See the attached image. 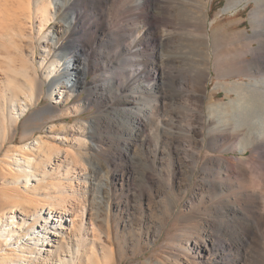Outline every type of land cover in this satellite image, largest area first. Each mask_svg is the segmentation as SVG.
<instances>
[{
    "label": "bare ground",
    "instance_id": "1",
    "mask_svg": "<svg viewBox=\"0 0 264 264\" xmlns=\"http://www.w3.org/2000/svg\"><path fill=\"white\" fill-rule=\"evenodd\" d=\"M211 1L137 0L131 14L135 20H139L141 34L131 38L132 34L128 36L124 30L119 32L115 26V18H110V12L116 9H113L116 0H0V39L3 38L4 32L6 34L4 28H12L11 26L16 27V30L23 34L27 25L31 23L32 27V18L35 17L39 40L46 43L42 49L45 53L40 57L43 58L40 67L45 77L38 85L43 91L44 86L48 87L47 96L55 104L61 103L70 90L80 86L85 87L89 74L94 75L92 81L90 83L88 81L89 88H95L100 93L116 88L115 97L119 104L115 105V109L122 113L131 112L133 117H131L132 122L130 121L132 127H128V139L124 145L127 150L131 148L132 141L138 138L137 132L147 126V112L145 107L140 106L139 101L143 97L130 96L131 93L123 94L122 89L135 87L136 94H140L142 87H145L153 92L158 87L166 86L168 79H177L182 74L180 67L187 64L188 52L191 50V44L186 45L190 47L188 52L182 50L184 42L181 37L184 31L187 35H193L194 37H191L195 38V41L197 40L203 57L201 73L193 78L195 85L201 88V96L195 98L199 100L206 95V89L202 86L204 77L211 73L209 65L211 52L207 48L210 37L206 30ZM250 1L228 0L225 9L233 11L241 5H249ZM253 1L258 6L251 13L253 34L243 32V37L247 40V44L245 43L247 50L241 49L242 53L240 52L238 58L225 63L223 71L225 75L249 74L254 80L239 82L227 88L230 101L213 104L212 108L210 107L217 119L214 118L213 125L209 121L208 130H205L206 123L202 121L199 113L192 116L188 136L189 145L194 149L188 151L189 153L183 154L178 150L181 141L175 128H166L162 122L164 117L163 120H159L162 134L159 141L154 144V150L150 148L153 159L148 156L146 161L151 165L159 166L160 158L163 163L160 169L166 171L168 168L166 169L164 161L171 157L172 178H175L186 166L190 168L192 174L198 168L209 173L212 170L208 165L215 166L213 172L216 178L213 181L210 179L204 181L220 192L218 198L221 204L217 208V213L222 218L212 219L211 216L191 214L190 218L197 220L199 235L203 234L204 238L190 239L186 252H168L158 264H264V69L262 68L264 66V0ZM118 9L120 11V8ZM119 19L117 17L116 21ZM51 21L56 24L53 29L46 32L45 27ZM179 29L184 30L181 37ZM91 31L95 33L93 40L87 39ZM73 35H77L75 39L69 38ZM125 35L127 39H131L127 40ZM106 37L117 41L113 53L99 48L100 42ZM191 37L190 39L193 40ZM66 38L68 41L64 42ZM124 52L131 56L134 63L140 62L139 67L133 66L134 69L131 68L130 73L128 71L130 76L125 81L118 75L115 66L107 68L109 61L119 59ZM248 53L253 58H248ZM3 65L0 62V141L4 142L13 138L19 120L34 104L37 82L30 75L21 81L16 76L17 71L14 70L15 74H8V69ZM31 68L37 71L36 67ZM252 69L260 70V80L257 79L258 75L251 74ZM143 73L153 76L157 81L159 80V83L151 80L142 83L140 79ZM4 86H8V92L5 91ZM172 98L176 96L165 94L163 101L166 103ZM167 117L173 123L180 118V114H176L175 111ZM99 134L101 133L97 130V123L92 120L84 135L85 137L88 135L91 142L97 146ZM40 136L27 139L22 144H12L13 147L10 148L13 150L12 153L5 155L9 160L3 159L15 173L9 183L20 192L18 198H21L23 203L20 208L12 206L0 213V264H73L75 261L73 256L85 258L80 264L110 263L108 258L112 259L110 252L113 251L112 247L109 251L110 248L106 247V243H102L101 253L92 242H89L87 247L86 244L84 245L85 238L79 233L81 230L76 222L79 215L68 218L67 223L65 219V215L71 212L67 202L72 195L77 194V191L67 194L63 189L71 187L75 180L79 183H88L92 174L90 175V172L84 168L74 176L72 172L77 168L76 159L70 162L68 158L63 160L58 148H54L55 154L50 156L47 143ZM141 142L143 146L150 147V136H143ZM249 147L253 148V153L246 160L224 154L229 151L246 154ZM202 148L223 153L203 160ZM123 155L124 152H120V156ZM62 165L65 169L60 171ZM146 175L149 180L152 179L150 174ZM224 177L228 180L238 178L242 180V185L239 183V189L235 190L234 184L227 185L229 181L226 182ZM58 186H61V189L55 192ZM83 193L84 199L91 194V202L95 203L91 206V216L97 221L100 220L98 203L95 201L97 198L92 193V189L89 190L87 186ZM37 196L41 197V200L45 199L46 202H43L42 206L28 208L35 203ZM107 205L111 207L110 202ZM98 232L95 238L98 237L100 240ZM67 239H71L72 243L67 242ZM84 246L87 251L83 250ZM65 248L67 254L64 252Z\"/></svg>",
    "mask_w": 264,
    "mask_h": 264
},
{
    "label": "rangeland",
    "instance_id": "2",
    "mask_svg": "<svg viewBox=\"0 0 264 264\" xmlns=\"http://www.w3.org/2000/svg\"><path fill=\"white\" fill-rule=\"evenodd\" d=\"M136 1L116 0V6L113 7V9H116L110 12V18H115L117 30L119 29V32L124 30L128 36L132 34L131 38L141 34L139 20H135L131 14V10L136 6ZM227 3L228 0L211 1L206 29L210 37L207 48L211 52L209 61L211 73L204 77L202 86V88L206 89L204 97L202 96L199 100L195 98L201 96V88L193 82V78L201 73L200 68L203 65L199 44L196 42L197 40L195 41L193 35H187V32L185 33L182 29L178 31H180V37L183 34L181 37L184 42L183 52L189 51L190 47L186 45L191 44L190 52L187 51V57H189L186 60L187 64L180 67L182 74L177 79H168L166 86L158 87L153 92L142 87L140 95L139 93L136 94L137 89L135 87L122 89L123 94L129 95L131 93L130 96L143 97L144 100L142 98L139 101L140 106L145 107L147 112V126L137 132L138 138L132 141L131 148L127 150L124 145L128 139V127H132V115L131 112L122 113L115 109V105L119 104L115 97L117 96L116 88L105 90L102 93L95 88H89V83L94 77L93 74H89L85 87L80 86L75 90H70L63 97L61 103H52L51 98L47 96L48 87L44 86L43 91L38 85L41 84L45 77V73L41 71L40 67L43 58L40 57H43L45 53L42 49L46 43L39 40L36 18H32V27L31 23H28L30 26L27 25V27L29 26L28 28L30 29L26 27L23 34L13 26H11L12 28H4L6 34L4 32L3 38L0 39V62L3 65L5 60L3 66L8 69L9 73L5 69L8 74H15L14 70L17 71L18 74L16 76L21 81L26 79L27 75H30L32 78L34 77L37 85L34 104L26 115L19 120L13 138L4 142L0 141V213L5 208L12 206L20 208L23 203L22 199L18 198L20 197V192L16 191L14 185L9 183L15 173L3 159L9 160L6 156L12 153L13 150L10 149L13 147L12 144H22L27 139L41 135L40 137L47 143V151L50 156L55 154L54 148H58L59 155L63 160L68 158V162H70L72 159H76L77 168L72 172L74 176L81 170L83 171L84 168L90 172V175L92 174L88 183H79L77 180H73L71 187L63 189V192L67 194H73L72 191H77V194L72 195L69 198L70 201L67 202L68 209L71 212L65 215V219L67 223L68 218L79 215L76 222L81 230L79 233L85 238L84 245L86 244L87 246L89 242H92L100 253L102 252V243H106V247L110 248H107L109 251L112 247L113 251H110L112 252V259L111 257L108 258L110 261L108 264H158L168 252H186L190 239L202 240L204 235L202 233V235H199L197 220H193L194 218H190V216H211L210 218L212 219L222 218L217 213V208L221 204L220 198H218L220 192L213 185L204 181V179L213 181L216 178L213 172L215 166L208 165L210 170H212L209 173L198 168L194 174L186 166L175 178H172L170 170L172 171L173 160L171 157L164 161L166 169L168 168L166 171L160 169V166L163 165L160 158L158 159L160 161L159 166L156 164H154L155 166L151 165L146 160L148 156H150L151 160L153 159V152L151 151L154 150V144L161 137L162 127L160 121L163 120V117L164 120L162 122H164L166 128L171 129L173 127L177 131L179 141H181L178 144V148L180 147L178 150L183 154L184 152L189 153L190 150L194 149L189 145L188 136L191 119H193L192 116L199 113L198 115L201 116L202 121L206 123L204 125L205 130H208L209 121L213 125L214 118H216L215 112H212L211 109L213 104L230 101L227 88L233 87L239 82L246 83L254 80L252 75L249 74L225 75L223 66L225 63L238 58L242 50H247V40L244 39L243 32L246 31L253 34L251 13L254 8L258 7L257 3L251 0L249 5H241L233 11L225 9ZM117 6H119L120 11ZM121 8H124V11ZM117 17L120 18L119 21H116ZM55 24L54 21H51L45 27V31L49 32ZM94 34V31H91L87 39L93 40ZM43 35L44 33L42 37ZM75 36L77 35L69 38L75 39ZM121 38L123 39V37ZM131 38L127 39L126 36L127 40ZM67 41L68 39L66 38L64 42ZM116 43L117 41L106 37L103 42H100L99 48L101 47L100 49L113 53L116 50ZM196 45L198 46L195 47ZM33 49L34 51H32ZM249 53L247 57L253 58ZM136 62L134 63L131 56L124 52L119 56V59L113 62L109 61L107 68L110 69L115 66L116 70H118V75L124 78L123 80L125 81L130 76V69L139 67L140 62ZM33 66L36 67L37 71L35 68H31ZM262 68L264 69V66ZM258 70L252 69L251 74L258 75L257 79L260 80V70ZM142 75L143 78L141 77L140 79L142 83L146 80L157 81L147 73ZM157 82L159 83V80ZM3 88L8 92V86ZM165 94L176 96V98H172L173 100L168 99L164 103L163 96ZM175 111L176 114H180V118L173 121V123L175 122L173 124L168 120L169 117L167 116L175 113ZM92 120L97 123V130L101 133L98 135V141H96L97 146L91 142V138L88 135L86 137L84 135ZM147 135L151 138L150 147L143 146L141 142V138ZM249 148L246 154H241L240 151H229L224 154L230 157H242L246 160L253 153V148ZM195 150L198 151L199 149ZM120 152H124V155L120 156ZM201 153L203 160H205L206 157L215 154L220 155L223 152L207 151V149L202 148ZM98 161L101 165L98 164ZM236 162L238 161L236 160ZM63 163L65 165V162ZM63 169H65V166L62 165L60 171ZM146 174H150L152 179L149 180ZM224 178L226 182L229 181L227 185L229 183L234 184L235 188H233L235 190L239 189L240 184L242 185V180L238 178L229 180L226 177ZM87 186L89 190L92 189V193L97 198L95 201L98 203L97 209L101 216L98 221L91 216V206L95 205V203L92 204L91 202V194L87 195L86 200L83 198V192ZM58 187H56L55 192L61 189V186ZM43 202H46V200H41V197L37 196L35 197L34 205L28 204L31 205L28 208H33L32 206L35 208L36 205L42 206ZM109 202L111 207H107ZM97 232L98 234L100 233V240L98 237L95 238ZM72 240L67 239V242L70 241L71 244ZM65 250L67 249H64L67 254ZM83 250L87 251V248L84 246ZM74 259L76 262L74 261L75 263L73 262V264H80L85 261V258L80 259V256H73Z\"/></svg>",
    "mask_w": 264,
    "mask_h": 264
}]
</instances>
